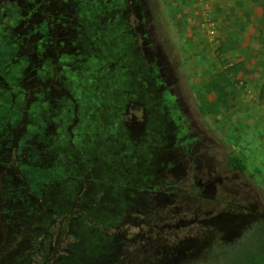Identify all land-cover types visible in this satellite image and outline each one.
<instances>
[{
	"label": "rangeland",
	"instance_id": "374dc122",
	"mask_svg": "<svg viewBox=\"0 0 264 264\" xmlns=\"http://www.w3.org/2000/svg\"><path fill=\"white\" fill-rule=\"evenodd\" d=\"M263 61L264 0H0V264L236 254L264 217Z\"/></svg>",
	"mask_w": 264,
	"mask_h": 264
},
{
	"label": "trees",
	"instance_id": "16d2710c",
	"mask_svg": "<svg viewBox=\"0 0 264 264\" xmlns=\"http://www.w3.org/2000/svg\"><path fill=\"white\" fill-rule=\"evenodd\" d=\"M264 70V61L262 63ZM245 67L241 62L233 63L222 70H218L203 87L209 94H214L212 100H207L200 107V110L205 113L206 111L212 113L221 112L229 108L235 98V81L234 77L239 72L243 71ZM259 98L264 102V81L261 86ZM227 165L241 173L246 174L249 170L247 160L245 157L232 150L228 155ZM254 227L247 236L244 235L239 247L236 249V254L226 257H216L213 259H200L194 261L192 264H264V217H259L256 220ZM216 251V245H212L209 257H213Z\"/></svg>",
	"mask_w": 264,
	"mask_h": 264
},
{
	"label": "flooded vegetation",
	"instance_id": "af4514ba",
	"mask_svg": "<svg viewBox=\"0 0 264 264\" xmlns=\"http://www.w3.org/2000/svg\"><path fill=\"white\" fill-rule=\"evenodd\" d=\"M165 46V48H164V52H166V54H167V57L166 58H169V61H168V59H166L165 58V64H166V68H169V66H170V62H174L175 60H176V58L174 59V60H172V58H170L171 56H170V50H174V47L173 46H168V45H164ZM178 66V63H176L175 64V68Z\"/></svg>",
	"mask_w": 264,
	"mask_h": 264
}]
</instances>
